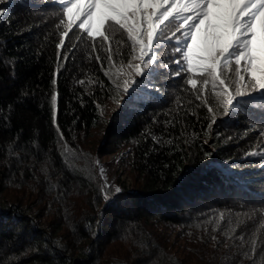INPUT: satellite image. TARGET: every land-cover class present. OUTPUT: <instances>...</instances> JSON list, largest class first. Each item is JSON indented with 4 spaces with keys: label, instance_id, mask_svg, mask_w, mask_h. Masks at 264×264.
I'll return each instance as SVG.
<instances>
[{
    "label": "trees",
    "instance_id": "obj_1",
    "mask_svg": "<svg viewBox=\"0 0 264 264\" xmlns=\"http://www.w3.org/2000/svg\"><path fill=\"white\" fill-rule=\"evenodd\" d=\"M0 8V264H264V97L229 115L186 62L137 77L118 26L92 38L49 0ZM122 148L117 193L98 157Z\"/></svg>",
    "mask_w": 264,
    "mask_h": 264
},
{
    "label": "snow or ice",
    "instance_id": "obj_2",
    "mask_svg": "<svg viewBox=\"0 0 264 264\" xmlns=\"http://www.w3.org/2000/svg\"><path fill=\"white\" fill-rule=\"evenodd\" d=\"M6 2L11 0H0V5ZM49 2L57 3V10L67 18L66 28L73 29L80 21L78 27L88 37L107 40L114 26L126 32L133 47H139L137 59L140 63L130 64L137 77L149 76L157 66H161L171 69V76L183 79L181 73L186 62L187 72L198 70L211 78L214 87L220 88L218 97L226 105L229 115L240 101L248 102L258 94L264 95V0ZM4 11L0 8V13ZM60 23L64 24V20L60 19ZM61 43H64L63 35ZM56 46L60 48L61 45ZM165 48L172 50L167 61L159 58V52ZM172 64L176 65L174 69ZM224 69L235 73V95L229 92L231 82L228 77H223ZM129 83L134 87L139 81H125L126 92L130 91ZM187 83L196 87L194 79H188ZM204 83L207 84L208 80ZM56 99V94H53L54 103ZM60 136L63 139L62 133ZM100 171L103 174L104 169L101 167ZM115 191L119 193L121 189L117 187ZM244 255L247 257L248 253L244 252Z\"/></svg>",
    "mask_w": 264,
    "mask_h": 264
},
{
    "label": "rangeland",
    "instance_id": "obj_3",
    "mask_svg": "<svg viewBox=\"0 0 264 264\" xmlns=\"http://www.w3.org/2000/svg\"><path fill=\"white\" fill-rule=\"evenodd\" d=\"M140 60L136 62V64H139ZM131 69V68H130ZM128 69V70H130ZM134 75V73H133ZM236 76L230 80L231 86L235 89V83ZM264 97V95H261ZM126 149L122 148L118 150L117 152L110 154L109 156H100L98 157L99 161V173L100 178L104 181L106 185H111L116 189L117 187L120 188L121 184L128 185L130 183V179L128 177L127 172L125 171L124 167V156ZM104 169L103 174H101L100 168Z\"/></svg>",
    "mask_w": 264,
    "mask_h": 264
}]
</instances>
